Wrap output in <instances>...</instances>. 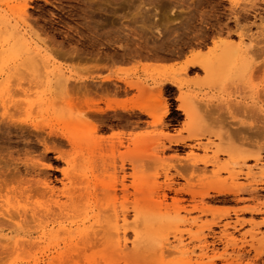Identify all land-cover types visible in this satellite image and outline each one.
<instances>
[{
    "label": "rangeland",
    "instance_id": "1",
    "mask_svg": "<svg viewBox=\"0 0 264 264\" xmlns=\"http://www.w3.org/2000/svg\"><path fill=\"white\" fill-rule=\"evenodd\" d=\"M188 1L0 0V123L2 116L6 113L4 107L13 108L10 112L18 122L26 119L42 121L41 111L45 105L49 104L50 100L56 99V95L51 96L46 85H32L33 79L30 76L34 75L35 71L42 76L64 74L68 77L89 79L85 85L98 92H102L103 88V90L107 89V84L109 88L117 85L116 89L108 88L119 91L117 97H111L112 100L116 99V101L127 104L129 107L144 105L153 112L155 111L154 114L158 119L141 116L137 110L128 115L123 112L109 113L103 117L109 127L99 135L106 137L118 131L120 133L125 132L128 136L140 134L145 137L147 156H150L152 161H156V163H149L150 157H148L149 162H147L145 172L146 179L150 184L149 189L155 183L156 185L160 183V186H164V183L169 184L168 178L172 179L176 190L192 187L196 191L216 184L225 188L228 187V189L229 187L234 189L236 186L245 188L251 186L255 182L254 180L261 181L262 174L260 171L261 167L264 168V153L262 154V166L253 168L255 167L254 161H247L245 167L242 166L243 158L255 151L243 150L239 145L236 135L239 127L238 124H234L232 111L239 105L252 107L251 105H255L258 100H263L255 94L264 85V0H254L252 3L256 5L249 4L251 3L250 0H232L234 4L231 0ZM258 1L261 3L260 5ZM235 2L237 3L236 8H232V6L235 7ZM151 5L156 8H152ZM194 5L196 6L194 7ZM246 6L250 11L246 10ZM250 6L253 9L254 6L258 8L256 7L254 12ZM241 9H244V12ZM24 10H27L26 17ZM235 13L240 19L235 17ZM246 14L249 18L244 20ZM170 17L171 21L168 20ZM176 17L182 18L181 21ZM162 19L167 24L164 21H159ZM172 20H178V23L175 25V21ZM205 20L208 21L205 22ZM169 22H173V25H170ZM154 23L158 27L156 25L155 27ZM219 34L221 35L219 36ZM241 36L244 43L241 41ZM250 39L255 42L253 45L256 44L257 47H253L256 51L249 45ZM201 45L203 47H200ZM198 49L201 50L200 59L205 62L209 70L201 71L198 69L194 70L195 72L193 70L188 71L189 73L185 72L183 69L187 60ZM253 50L256 55H253ZM203 51L207 55L206 57H204ZM167 57L172 59L169 60ZM247 58H250L259 69V73L255 76L257 78L254 77L255 80L250 82L244 81L241 78L243 74H240L244 73V70L247 71L245 64H241V61H247ZM230 62L232 67L229 65ZM260 71L261 76H257ZM237 72L240 77L236 75ZM108 76L116 79L113 81L115 85L111 82L112 85L110 86V83L106 84L102 81ZM167 78L179 81L181 88L178 89L171 85L161 86ZM117 79L119 80L117 81ZM71 84L77 87L82 85L79 82ZM237 84L239 86L235 89ZM244 86L245 90H243ZM239 87H243V93ZM93 98L98 100V97ZM261 104L264 105V102ZM165 105L170 112L160 123L159 117L164 113ZM182 106L193 109L190 118L183 116L182 111L180 112ZM99 107L105 109L106 106L101 103ZM200 108L202 109L200 110ZM245 121L249 122V120ZM3 124L5 123L2 122L1 125L4 126ZM10 132L2 127L3 135L2 138L0 137L2 140H0V163L1 159L3 162L0 170L5 169L6 173H8L7 162H11L10 158L24 159V157L29 156L39 160L43 151L41 147L34 148L36 134L33 137L32 134H28V131H25L26 136L25 133H22L23 131ZM189 137L199 139L189 140L186 146H172L170 144V140L188 139ZM29 144L34 145L32 146L34 149ZM164 147L165 149L162 151ZM18 148L19 151H22L21 153H18ZM28 149L34 150L33 153L37 149L35 154L37 157ZM122 150L124 151V149ZM7 155H11L9 159H6ZM4 157L6 161L3 159ZM192 157H197V159L210 158L215 166H209L206 169L207 174H205L202 165L192 170L194 168L189 165L191 164L189 159ZM62 166L55 165L58 170H61ZM247 166L252 167L256 178H245L247 175L244 173L247 174V169H249ZM246 167L247 169H245ZM5 172L2 171V175L6 174ZM43 172L48 175L50 181L52 180L51 185L54 184L53 186H57L59 189L62 187L63 177L60 171L45 169ZM179 174H182L180 176H184V178L178 177ZM4 178L8 179L7 174ZM257 187H260L257 188L258 192L256 191L258 194L255 192L253 196L248 192L240 193L237 196L227 195L226 197L212 193L213 199L206 200L207 206L210 205L209 207L214 211V217H222L221 227L214 228V231L216 230L215 236L217 234L219 236V232L221 233L223 229L227 230L229 235L235 237L237 241L235 239L234 241L240 246L238 248L236 243V245L229 244L231 246L227 248L229 261H216L215 264H233L239 250L244 248L241 240L245 238L250 242V233H253L250 230L252 231L254 227L257 239L263 236L264 184H259ZM166 194L167 202L170 205L174 201L183 200V198L185 199L182 203L188 209L192 208L188 204L197 205L189 201L191 197L188 195L181 194L183 195L181 196L169 191H166ZM2 195L0 205L6 208L17 206L14 196L8 195L5 191ZM238 197L241 199L240 202ZM152 198L156 200V196ZM253 207L258 210V213ZM226 213H229L230 216ZM201 217L197 211L189 214L182 213L175 223L161 227L153 238L156 243L148 245L147 249L150 246L152 249L149 248V250L164 249L168 251L164 256V264H183L181 252H192L193 249H196L194 248L195 244L191 243L188 233L197 230L193 226V222L201 219ZM214 217L203 218L211 221ZM236 218L240 219L239 222L236 221L237 224L235 223ZM254 222L255 224L261 223V225L256 224V227L253 225ZM227 223L230 226L225 227L226 229L223 228V224ZM24 230V233L29 234V239H36L39 236L35 228H24ZM261 233L263 234L261 235ZM15 236L14 229L0 227V241L2 240V243H5L6 238H14ZM22 237L23 234L20 238ZM61 238L63 236L59 240ZM245 240L243 243L246 242ZM212 241L210 239V242ZM215 241L217 242L215 253H224L226 243ZM248 241L246 243H249ZM256 246L260 251V246L257 244ZM249 249L247 248V251ZM197 251L196 249L197 255L193 256L200 255V251ZM240 254L242 255L243 252L241 251ZM254 255L255 253L244 255L242 264H247L246 262L252 260ZM132 256L130 255L131 258ZM15 259L14 256H0V264H21L15 262Z\"/></svg>",
    "mask_w": 264,
    "mask_h": 264
},
{
    "label": "bare ground",
    "instance_id": "2",
    "mask_svg": "<svg viewBox=\"0 0 264 264\" xmlns=\"http://www.w3.org/2000/svg\"><path fill=\"white\" fill-rule=\"evenodd\" d=\"M250 1L251 3L249 4L256 5L252 3L254 0ZM197 2H199V0H197ZM231 2L233 1L231 0ZM236 4L237 3L235 2V7L232 6V8H236ZM260 4L261 3L259 2V5ZM195 6L196 5H194V7ZM257 6H254V9ZM246 8V10L250 11L247 6ZM250 8H252V6H250ZM254 9L252 8L253 11ZM241 10L244 12V9ZM26 12L27 10H24V16L26 15ZM238 12L241 11L239 10ZM249 15L251 16V14ZM235 17H237V15ZM246 18H249L247 14L244 17V20ZM176 19L179 20L180 18L176 17ZM181 19L179 21H181ZM168 20L171 21V17ZM178 20L172 21H175L176 25ZM159 21L163 22L164 20L162 19ZM200 21H202V19ZM207 21L205 20V22ZM237 21L239 20L237 19ZM164 23L167 24L165 21ZM155 25L156 24L154 23V26ZM170 25H173V22L170 23ZM220 35L221 34H219V36ZM252 39L249 40V45L253 47L256 44L253 45L255 42ZM241 41L244 43L242 36ZM200 47L203 46L201 45ZM255 47H253V49ZM248 49L249 46L247 47V51ZM200 51L198 49V51L196 53L194 52L195 54L193 53L194 55L187 60L186 66H184L185 68L183 69L185 72L190 70L195 72L198 69H201V71L209 70V67L205 62L200 59ZM255 51L253 55L255 54ZM203 54L205 55L204 51ZM206 56L207 55L204 57ZM168 58L169 60L172 59L170 57H167V59ZM246 60L247 61H241V64H245V69L247 68V71L243 69L244 73L240 74H243V76L241 75V78L244 81L250 82L257 78L255 76L259 73V69L253 64V61L250 58H247ZM229 65L231 66V62ZM261 71L257 76H261ZM35 73L36 71L34 72V75L30 76V78L33 79L31 81L32 85H46L50 91V95H56V99L50 100L49 104L45 105V108L41 111L43 116L42 121L38 122L26 119L18 122L10 112L13 108H6L3 106L6 113L2 116V122L5 124L2 126V122L0 123V137L2 138L3 135L2 127L8 129L9 132L18 133L19 131H23L22 133H25V136L28 131V134H32L33 137L34 134H36V139L34 138L36 142L34 148L41 147L43 151L41 154L39 153V160L29 156L27 158L24 157V159H18L15 155L14 156L17 159H13L10 158L11 155H7L6 159H11V162H7V172L9 174L5 172V169L2 171L7 174L8 179L4 178L6 174L2 175V171L0 170V199L3 198L2 193L5 191L8 195L11 194L14 196L17 204V206L13 208H6L3 205H0V227L14 229V233L16 234L14 238H6L5 243H2V240L0 241L1 257L14 256L16 258L15 262L21 264H164V256L168 251H165L164 249L149 250L151 247L149 246L147 249L148 245L156 243L153 238L161 227L175 223L176 219L179 218L182 213L189 214L197 211L202 217L193 222V226L196 227L197 230L195 232H189L188 237L191 243L195 244L194 248L198 250L197 252L200 251V255L193 256L195 254L197 255V253H195L196 249H193V251L190 250L192 252H181V261L183 264H215L216 261H229L227 248L231 247L229 244L236 245L237 242L234 241L235 237L229 235L230 233L224 229L221 233L219 232V236L218 234L215 236L216 230L214 231V228L221 227L222 217H214V211L209 207L210 205L207 206L206 200H211L213 197L212 193L217 196L226 197L227 195L237 196L240 195V193L248 192L253 196L256 191L258 192L257 188H262V186H257H259V184H264L263 167H261L260 171V174H262V176L260 175L261 181L254 180L255 182L252 183L251 186L245 188L236 186L234 189H230V187L228 189V187L225 188L216 184L212 187L203 188L202 190L197 191L192 187L176 190L174 183H172V179L165 175L170 182L169 184L164 183V186H160V183L159 185H156L155 183L152 188L149 189L150 184L146 179L145 169L148 164L147 162L150 161L149 163H156V161H152L151 157L147 156V143H145V137L140 134H132V136H128L124 131L125 134L118 131L116 133L115 131V133L113 132L112 135L106 137L100 136L99 134L105 132L106 128L109 127V125H106L107 123H105V119L103 120V117L107 116L109 113L123 112L128 115L134 110H137L141 116L156 118V115L154 114L155 111L153 112L144 105L129 107L127 104L116 101V99L112 100L111 97L119 95V91L115 90L117 85L113 83L116 79H113L112 76L105 77L102 81L106 84L110 83V86L112 85V82L116 86H112L115 88L114 91L109 90L112 87L109 88L107 84V89L103 90V88L102 92H98L85 85L89 79H78L74 76L68 77L64 74L55 76L47 74L46 76H42L39 73ZM238 74L239 73L237 72L236 75ZM238 77L240 76L238 75ZM232 78L234 79L235 76ZM118 80L119 79H117V81ZM235 81L236 80H234V82ZM73 82H79V84L82 85L77 87L71 84ZM239 84H241V82H239ZM129 85L131 84L129 83ZM166 85H171L178 89L181 88L179 81L173 80L172 78L165 79L161 86ZM238 86V84L237 87L235 85V89L238 88ZM240 87L239 89L242 90L243 87ZM245 89L244 86L243 90ZM244 92L246 93L247 90ZM255 95L263 100H258L255 105L253 104L254 106L251 105L252 107L237 106L238 108L236 107L232 111V119L235 122L234 124H238L237 126L239 127L237 128L235 125L238 129L236 135L238 136L241 148L250 152L255 151L254 153L247 154V156L243 158L244 165L242 164V166L245 167L247 161H254L255 167L253 168H258L261 163H263L261 161L263 158L262 154L264 153V105L261 104V102H264V85ZM93 97H98V100H95ZM101 103L106 106L105 109L99 107V104ZM201 109L202 108H200V110ZM77 110L78 113H76ZM163 111L164 113L159 117L160 123L170 112L167 106L164 107ZM181 111L183 116L188 118L193 114V109L189 107H183L180 109V112ZM7 112L9 113L7 114ZM245 120H249V122ZM110 129L112 130V127H110ZM191 139L199 138L189 137L188 139L170 140V144L172 146H186L187 142ZM32 146L31 148H33ZM241 148L240 150H242ZM122 149H124V151ZM164 149L165 147L162 151ZM14 151L17 152V150ZM33 151L34 150L32 149L30 150L32 153ZM36 151L37 149L35 150V153H33L34 155L36 154ZM16 152L15 154L18 155V153H21L22 151H19L18 148V153ZM11 153L13 152L11 151ZM20 155L21 154H19V156ZM35 157H37V155H35ZM148 157H150V160ZM3 159L5 160V157ZM189 161L191 163L189 164L191 165L190 167L194 168L192 170L197 169L200 165L204 166L205 174L208 173L206 169L209 166H215V163L207 157L202 159L192 157ZM2 163L1 159L0 169ZM55 165H63V168L58 170ZM247 167L245 169H247ZM248 168L247 174L244 173L247 175L245 178H254V170L252 167L250 168V166ZM43 169H49L50 171L57 170L61 172L63 181L61 182L62 187L60 189L57 186H53L54 184L51 185L52 180L50 181V179H48V175L45 174L46 171L43 172ZM180 175L182 174L177 176L184 178V176ZM166 191L175 192V194L178 193L179 195H188L191 197V200L189 201L197 205L192 206L188 204L192 207L188 209L186 205L184 204V206L182 203L185 198L180 201H174L173 204L170 205L167 202ZM153 196H156V200L152 198ZM176 200L179 199L176 198ZM238 201L240 202L241 199ZM255 211L258 213V210ZM226 214L230 216L229 213ZM209 216L214 218L211 221L208 219L204 220L203 217L208 218ZM236 219L235 223L237 224L240 219ZM256 224L255 222L253 223L255 226ZM257 225H261V223ZM223 226L222 227L225 228L230 225L227 223L225 225L223 224ZM24 228L37 229L39 236L36 239H29V234L23 232L25 231ZM254 229L255 227L252 231L250 230V232H253L250 233V242L244 238V240L249 243H243L244 240H241L244 248L240 250L243 254L241 255V251L239 250L238 256L233 264H242L244 255L247 256L252 253H255V255L252 260L250 259L249 262H246L247 264H264V234L261 233L263 236L257 239V233L254 232ZM22 234L23 237L20 238ZM62 236L63 238L59 240ZM230 237L233 238V240H230ZM210 239L213 241L210 242ZM215 240L219 241V243L222 241L226 243V245H224V253L220 251V254L215 253V245L217 244ZM256 244L260 246V251L257 249ZM246 246L247 248H250L248 251ZM239 247L240 246H238V248ZM130 255H133L132 258Z\"/></svg>",
    "mask_w": 264,
    "mask_h": 264
}]
</instances>
